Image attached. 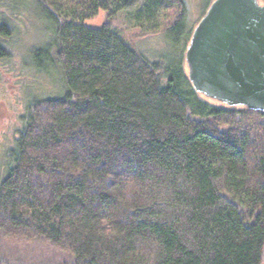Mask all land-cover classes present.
Instances as JSON below:
<instances>
[{
	"label": "trees",
	"instance_id": "1",
	"mask_svg": "<svg viewBox=\"0 0 264 264\" xmlns=\"http://www.w3.org/2000/svg\"><path fill=\"white\" fill-rule=\"evenodd\" d=\"M170 2L0 0V60L13 56L14 14L32 6L55 27L46 50L65 82L61 97L19 116L0 178L1 235L72 264H261L264 112L202 97L183 56L151 61L112 25L123 17L160 32ZM101 11V26L85 25ZM192 29L178 18L163 33L185 51Z\"/></svg>",
	"mask_w": 264,
	"mask_h": 264
},
{
	"label": "rangeland",
	"instance_id": "2",
	"mask_svg": "<svg viewBox=\"0 0 264 264\" xmlns=\"http://www.w3.org/2000/svg\"><path fill=\"white\" fill-rule=\"evenodd\" d=\"M212 1L171 0L166 8L160 10L158 23L161 30L154 34H141V28L131 26L123 17L114 19L112 25L135 51L151 61L160 59L162 65L168 67L170 63L177 62L178 55L184 57L185 51L181 50L184 43L180 41V48L168 45L169 38L163 30L180 18L186 36L189 35L190 29L198 23ZM105 17L101 11L97 17L85 21V25L101 26ZM14 18V33L9 44L13 56L0 60V178L9 166L4 153L19 126V116L29 103L61 97L65 88L63 71L55 59L57 51L54 46L46 50L55 39V27L40 17L32 6L22 7ZM261 259V264H264V250ZM73 261L74 257L69 253L43 247L36 241L22 242L0 234V264H72Z\"/></svg>",
	"mask_w": 264,
	"mask_h": 264
},
{
	"label": "water",
	"instance_id": "3",
	"mask_svg": "<svg viewBox=\"0 0 264 264\" xmlns=\"http://www.w3.org/2000/svg\"><path fill=\"white\" fill-rule=\"evenodd\" d=\"M184 52L195 92L224 105L264 112V4L213 0Z\"/></svg>",
	"mask_w": 264,
	"mask_h": 264
}]
</instances>
